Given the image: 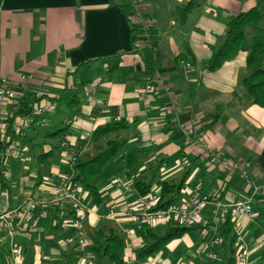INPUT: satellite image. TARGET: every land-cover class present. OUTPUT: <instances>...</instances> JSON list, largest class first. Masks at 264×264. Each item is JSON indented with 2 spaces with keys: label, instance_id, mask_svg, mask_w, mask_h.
I'll return each mask as SVG.
<instances>
[{
  "label": "crops",
  "instance_id": "0c3cea01",
  "mask_svg": "<svg viewBox=\"0 0 264 264\" xmlns=\"http://www.w3.org/2000/svg\"><path fill=\"white\" fill-rule=\"evenodd\" d=\"M187 1L0 0V76L10 79L12 90L30 112L19 113L23 110L21 101L16 106L6 102L2 107L0 136L23 153L21 159L8 158L6 167L0 161L2 188H7L13 164L29 163L32 149L45 144L39 138L43 131L57 139L62 162L71 167L72 175V157L85 159L97 151L91 139L97 127L125 121L131 129L130 134L122 135L126 143L118 160L120 170H104L93 180L98 202L79 184L81 200L88 208L82 232L73 225L75 214L68 201L48 208L46 217L34 225L19 217L17 233L11 240L0 242V264H6L13 249L21 254L24 264L80 260L92 264V259H98L97 264H113L107 256L95 253L94 234L100 229L121 237L122 264H172L165 262L167 255L180 260L182 254L194 258L195 263L190 264H214V247H225L223 237L228 232L222 233L226 222L234 239L244 240L247 258L250 255L248 264L256 250L264 247V215L256 207L264 206V108L247 105L239 89L246 75V53L225 62L215 73H208L204 67L223 40L229 19L253 8L256 1L202 0L181 22V7ZM140 16L152 21L147 33L136 24ZM181 61L192 64L189 73L184 72ZM22 74L31 76L25 89L19 81ZM145 79L154 90L142 98ZM37 92L41 93L39 99L33 96ZM42 104L50 108L34 116L33 108ZM24 115H32L34 121L21 125ZM59 116L63 128L55 131ZM211 151L222 153L225 159L248 162L249 179L222 171L219 162L208 156ZM129 154L134 156L130 169L126 167ZM37 159L45 161L42 155ZM65 175L52 168L45 179H39L32 198L52 197ZM131 175L135 179L130 192L114 183L116 177L127 181ZM137 182L142 184L137 186ZM163 182L181 185L175 193L176 203L186 202L192 194L217 192L224 203L231 199L249 201L252 216L219 219L206 228L191 226L181 238L140 261L137 252L144 241L133 230L127 211L141 195L140 187L159 192ZM23 198L8 200L7 206L0 202V208L15 209ZM201 216L209 219L211 208H204ZM169 224L148 229L157 234V229L165 231ZM131 230L126 237L125 232ZM194 230L199 238H187ZM80 236L83 244L78 246ZM218 236L222 238H214ZM202 239L207 241L205 246L198 244ZM233 252L230 256L236 264L235 240ZM260 252L263 256V249Z\"/></svg>",
  "mask_w": 264,
  "mask_h": 264
},
{
  "label": "built area",
  "instance_id": "2783aa9c",
  "mask_svg": "<svg viewBox=\"0 0 264 264\" xmlns=\"http://www.w3.org/2000/svg\"><path fill=\"white\" fill-rule=\"evenodd\" d=\"M140 30L143 33H147L151 26L152 21L148 17L140 16L136 21ZM183 70L185 73H189L192 70V64L190 62L181 61ZM31 76L22 74L19 76V81L22 84V88L25 89L24 84L30 79ZM144 87L140 90V96L145 98L148 94L154 90L153 84L148 79L144 81ZM168 91L169 89L166 88ZM34 98H41V93H34ZM21 97L16 91L12 90L10 79L4 76H0V131H2V119L3 111L2 107L6 102H10L16 106L19 104ZM176 104V102H174ZM50 108L48 104H42L33 108V115L40 116ZM34 118L31 116H24L20 118L19 123L21 125H28L32 123ZM17 123V124H19ZM19 124V125H20ZM20 127H23L21 126ZM182 129H186L181 125ZM187 131V129H186ZM199 139V138H198ZM196 139V143L200 140ZM6 144L5 148L2 146ZM208 156L213 160H217L222 171L228 174H238L242 179H249V165L245 161L241 160H229L222 157L220 152H208ZM23 153L19 152L15 148V144H7L4 142L2 136H0V161L4 162L6 167V161L8 158L21 159ZM76 161L75 157H72L71 163ZM135 177L131 175L127 181H123L120 177L114 179V183L117 186H121L125 192L131 191V184ZM80 185L74 180L73 175L68 174L60 178L58 185L56 186L55 193L48 199L42 198H23L19 207L15 209L3 210L0 208V242L11 240L17 233L15 226L16 220L22 217L28 221V223L36 224L40 219L46 217L48 208L52 206H60L65 201L70 204V209L75 214V221L73 225L82 232V224L86 219L88 208L81 200ZM159 192H148L144 195H140L135 199V203L132 209L127 211V217L132 220L133 230H140L143 227L149 228L158 224L170 223L180 227L200 226L206 228L209 223H217L219 219H225L227 217L237 220L241 217L252 216V206L249 201L231 199L224 203L219 198V194L214 192L211 195L192 194L186 202L172 203L166 207H159L160 202ZM211 208V217L209 219L203 218L202 212L204 208ZM64 229L67 225L63 226ZM132 234L131 231H126V237ZM205 237V233L202 234ZM65 242L69 243L70 239L65 238ZM216 242H219L216 239ZM83 244L82 236L79 237L78 246ZM235 246L237 247L238 255L236 257V264H248V258L245 251L244 240L240 237L235 239ZM215 258V256H212ZM6 264H24L21 254L16 249H13L6 259Z\"/></svg>",
  "mask_w": 264,
  "mask_h": 264
},
{
  "label": "trees",
  "instance_id": "16d2710c",
  "mask_svg": "<svg viewBox=\"0 0 264 264\" xmlns=\"http://www.w3.org/2000/svg\"><path fill=\"white\" fill-rule=\"evenodd\" d=\"M255 1L256 6L246 12L238 13L229 19L223 40L214 50L211 58L204 64V67L208 71H215L239 53H246V75L240 80L239 89L247 105L264 108V0ZM201 2L202 0H188L185 2L181 7L180 21L184 22L192 9ZM260 6H262V9ZM132 27L136 28L134 25ZM233 95L234 97L236 96L235 92ZM20 101L23 110L19 113H30L27 110V106L23 105V99ZM127 128L128 126L125 121H111L97 127L91 136V139L95 142V146H97V151L93 155L83 157L85 159H76L72 165L74 180L91 195L94 202H98V195L93 180L121 151L126 143L122 139V133ZM131 158H134L132 154H129L126 158V167L129 169L134 165L130 161ZM139 184L142 183L137 182L136 185L139 186ZM180 186L175 187L166 182L161 183L158 206L163 208L175 203V193L180 189ZM148 187H140V194L144 195L148 193L149 191H146ZM225 226H227V229L222 235L227 232L229 233L231 230L228 222L223 224V227ZM192 228L169 224L165 231L159 235L145 227L135 230L136 234L140 235L144 241V244L137 252V259L145 261L149 256L164 249L170 241L181 238ZM94 238L95 253L107 256L113 264H122L119 255L122 245L120 236L100 229L95 232ZM234 240V237L230 239L231 252H233L232 245ZM226 264H235L233 257L229 256Z\"/></svg>",
  "mask_w": 264,
  "mask_h": 264
},
{
  "label": "rangeland",
  "instance_id": "374dc122",
  "mask_svg": "<svg viewBox=\"0 0 264 264\" xmlns=\"http://www.w3.org/2000/svg\"><path fill=\"white\" fill-rule=\"evenodd\" d=\"M261 7L262 6H260V8ZM212 30L216 31L214 28ZM147 52H149V51L147 50ZM215 72L216 71H208V73H215ZM236 94H237V92H236ZM235 99H237V98H235ZM47 117L48 116L46 115L45 118H47ZM62 122H63L62 116H59L55 119V125H54L55 131H57L60 128H63ZM60 132H62V130H60L59 133ZM130 132H131V129L127 128L122 133V135L130 134ZM39 138H40V140L45 141V144H43V145L41 144V145L37 146L36 148L32 149V151L30 153V156H31L30 162L27 164L15 163V164H13L12 168L8 171L10 173V181L7 184V188H2L0 186V202H3L2 205L7 206L8 204L6 202L8 200H13L14 198L18 199V198H21L23 196H25V197L34 196L36 193V188L38 187L37 183H38L39 179L46 177L52 168L57 169V174H70L71 167L67 163H63L62 159L60 157V153L62 152V149L60 148V146L56 147L57 139L54 138L53 136L52 137L45 136V131L40 133ZM48 150H51V153H47ZM121 153L122 152L120 151L113 158V160H111L106 165V168L104 170L110 171L116 167H118L117 171L120 170V164L121 163L118 160L120 159L119 157H120ZM32 154H34V156ZM38 155H42V158H44L45 161H39L37 159ZM112 164L115 166L110 167ZM248 165H249V170H250L251 165L249 163H248ZM175 167L181 168L183 166H175ZM104 170H103V172H104ZM123 181H125V180H123ZM256 207L258 210L260 209L261 213L264 215V206H260V207L256 206ZM261 228L264 229V224L261 225ZM202 230L203 229H201V232H202ZM156 232H157V234H162L164 232V228H159V229H157ZM262 232H263V230H262ZM232 237H233V233H228L226 235V237H223V238H226L224 240V242H225L224 248L214 247V251L216 250V252H213L212 254L215 255L216 257L218 256V258L215 257V259H212L213 260L212 262L214 264H226L227 258L231 255L230 239ZM187 238H199L198 231L197 230L192 231L188 235ZM214 238H222V236L221 237L218 236V237H214ZM212 241L215 242V239H213ZM15 243L18 244L17 239H15ZM206 243H207V241L202 239L200 241V243H198V244H200V246H205ZM19 245L23 246L22 243H19ZM232 249H233V245H232ZM262 249H263V253H264V247L260 246V248L258 250H256L254 256L251 255V256H253V259L251 260L250 264H264V255L263 256L259 255V254H262L260 252ZM208 250H210V249H208ZM248 252H249V248H248ZM249 257H250V255L248 256V262H249ZM0 261H1V257H0ZM90 262L92 264L99 263L98 259H92ZM165 262L172 263V264H190L192 262L195 263L194 258L191 255H187V254H182L180 260H179V258L173 259V258H171V255H167ZM55 264H59V263H55ZM62 264H84V260H80L76 263H67L65 261V262H62ZM103 264H107V262H105Z\"/></svg>",
  "mask_w": 264,
  "mask_h": 264
}]
</instances>
